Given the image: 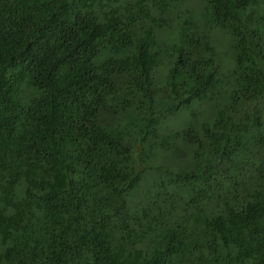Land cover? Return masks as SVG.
Here are the masks:
<instances>
[{
  "label": "trees",
  "instance_id": "obj_1",
  "mask_svg": "<svg viewBox=\"0 0 264 264\" xmlns=\"http://www.w3.org/2000/svg\"><path fill=\"white\" fill-rule=\"evenodd\" d=\"M185 1L0 0V264H264V0Z\"/></svg>",
  "mask_w": 264,
  "mask_h": 264
},
{
  "label": "rangeland",
  "instance_id": "obj_2",
  "mask_svg": "<svg viewBox=\"0 0 264 264\" xmlns=\"http://www.w3.org/2000/svg\"><path fill=\"white\" fill-rule=\"evenodd\" d=\"M199 0H186L182 4L178 5L177 9L170 12L168 19L169 25L157 28L155 31L156 39L158 44L161 46L168 45L177 36V24L182 20V14L184 13V5L189 7H197ZM204 26L202 21L199 23V30H203ZM209 37L212 43L215 45L216 50L224 61L230 59V51L228 44V36L219 28H213L210 31ZM228 66L224 67L226 70ZM157 80V79H156ZM206 101H193L189 106L182 108L174 115L166 116L161 120V130H179L186 125L195 117L196 120L200 121L204 116L205 112L209 109Z\"/></svg>",
  "mask_w": 264,
  "mask_h": 264
}]
</instances>
